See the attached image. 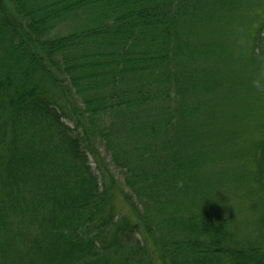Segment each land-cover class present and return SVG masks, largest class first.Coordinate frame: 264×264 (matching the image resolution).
Segmentation results:
<instances>
[{
  "label": "trees",
  "instance_id": "1",
  "mask_svg": "<svg viewBox=\"0 0 264 264\" xmlns=\"http://www.w3.org/2000/svg\"><path fill=\"white\" fill-rule=\"evenodd\" d=\"M213 57L249 143L203 140ZM0 264H264V0H0Z\"/></svg>",
  "mask_w": 264,
  "mask_h": 264
},
{
  "label": "rangeland",
  "instance_id": "2",
  "mask_svg": "<svg viewBox=\"0 0 264 264\" xmlns=\"http://www.w3.org/2000/svg\"><path fill=\"white\" fill-rule=\"evenodd\" d=\"M242 17L243 13L225 10L224 15H222V20L224 21L216 29L215 40L213 42L216 41L215 44L219 47V51H222L227 56L239 54L242 51L241 49H249L251 47L252 39H250V35L248 38L244 35V33L248 32H245L243 29L238 31L236 41L231 40L223 34L225 28H232V22L236 23L237 19H242ZM238 27L236 26V28ZM253 27L256 28L257 26L254 25ZM231 33H234V30ZM247 43L250 45L246 46ZM213 60L214 57L210 63L206 64L205 62L204 66L192 75L198 81L195 104L199 102L198 104L202 109L208 110L210 116L213 115V118H210V122L214 121L211 125L217 129L211 134H207L206 137H203V140L205 143H208L206 141H212L213 145H219L220 141H225L226 139L234 141L242 140L249 143L257 136L260 130L257 124L253 123L255 119L250 116V109L252 107L250 108L247 98H242L239 102L230 98V95L233 93V89L231 88L232 83L225 77L228 65L220 68V65L215 64ZM216 72L220 73V75H216ZM209 86L210 92H206L205 88L207 87L208 89ZM103 155H105L104 152ZM112 169L117 174L119 182H121L123 179L121 174L115 171L114 168ZM119 207H123L121 203H119Z\"/></svg>",
  "mask_w": 264,
  "mask_h": 264
}]
</instances>
